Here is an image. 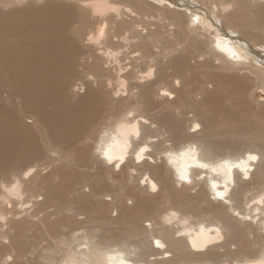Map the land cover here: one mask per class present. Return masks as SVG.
Segmentation results:
<instances>
[{"label": "bare ground", "instance_id": "6f19581e", "mask_svg": "<svg viewBox=\"0 0 264 264\" xmlns=\"http://www.w3.org/2000/svg\"><path fill=\"white\" fill-rule=\"evenodd\" d=\"M189 1L0 0V175L10 177L0 182V264H14L21 252L13 246L20 229H51L61 219L65 233L45 264L264 261V114L250 136L245 122L234 139L209 135L215 115L241 110L236 95L264 109L246 82L264 91V0ZM190 8L225 38L216 42ZM77 18L83 27L75 37ZM86 68L94 74L77 80ZM197 69L207 70L206 80L182 95ZM104 101L115 117L101 128ZM132 122L140 135L129 137L123 162L108 164L96 147L121 139V126ZM91 127L95 138L85 140ZM39 132L54 150L49 162L84 169L94 181L83 186L57 168L41 186ZM67 192L73 198L64 201ZM88 212L93 222L128 223L130 241L76 229Z\"/></svg>", "mask_w": 264, "mask_h": 264}, {"label": "rangeland", "instance_id": "374dc122", "mask_svg": "<svg viewBox=\"0 0 264 264\" xmlns=\"http://www.w3.org/2000/svg\"><path fill=\"white\" fill-rule=\"evenodd\" d=\"M187 1L190 2L189 0ZM194 6H196V4ZM188 11L191 12L195 17H197V19L200 18L204 21L202 22L205 28L206 29L208 28L207 30L211 32L210 33L211 37L214 38L216 42L218 41L220 42L222 40V37L225 38V36H223L221 32L216 31L218 29H214V28L210 29L208 27L209 25L206 26V24H209V23L207 22V19L203 18L204 17L202 15L203 13L200 12V10L195 9V8H190ZM200 14L202 16H200ZM82 23H83L82 18L75 19V23L73 25L74 28L72 29L73 36L76 37L77 33L79 34L81 33V29L83 27ZM235 46L234 48L236 51H238L237 53L242 55L243 61L245 59L248 60L247 54H245L243 50H240L239 48H237L238 47L237 45ZM229 58L231 60L230 56ZM78 72L79 73H78L77 80L85 78V76H87V74L89 73L94 74L93 70H91L90 68H86L82 71L79 70ZM206 74H207V70L197 69L191 75H189L187 84H186V91H184L182 95H185L191 89L197 88L200 85H202V83L206 80ZM246 82L249 85L248 87L251 88V91H254V92L256 91L257 94L259 93L258 95L254 96V100H255L254 103L260 102V103H263V106H264L263 89L259 88L260 86H255L254 81L251 82L249 80ZM241 98L242 96L240 95L235 96V101L237 102L236 104H238L239 102L242 103L241 105H239L240 103L238 104L241 110L240 111L238 110L235 113V116H233L232 113H228L224 116H221L219 114L215 115L214 117L215 125L212 128V130H210L209 132L211 140L221 141L223 139H229V140L234 139V135H235L234 129L242 127L244 122H245L244 130L242 132H245L246 136H250L254 133H257L254 127L252 126V123L257 118V116H259L258 114H261V115L264 114V109L260 107L261 105L255 106L254 104H250L248 102L244 103L247 100H245L244 96L242 98L243 101L241 100ZM104 103L105 104L102 110L100 111V116H99V118L101 119H100V122L97 124V126L100 125L101 128L106 127L107 124L115 117V109L111 105V102L104 101ZM223 104L226 109L225 113H227V110L230 108V103L227 102V100H225L223 101ZM8 108H11V106L9 105ZM17 110H22V109L19 106H17ZM25 120L26 122L31 121L28 115H25ZM224 124L229 125V127H224L223 126ZM95 132H96V127H91L89 132L85 135V140H88L89 138H95V136H93ZM97 133H98V130H97ZM246 136L242 135V136H239V138L242 139V138H245ZM38 141L41 143L43 149L45 150V156L42 157L37 162L40 168V169L38 168L39 169L38 173L42 175L41 176L42 178L40 180L41 186H45V184L47 183L46 179H44L47 176V173L57 168L58 170L62 169L63 171L68 172L70 174L72 172V175H74L72 177L81 179L83 181L82 182L83 186L90 185L94 181V178L86 174L84 169L76 168L74 170L73 168L69 166L62 167L59 164V162L57 163L49 162L48 157H53L54 150L50 149L47 141H45L43 133L41 134V132H39ZM78 145H74V147L78 148ZM1 181L4 183H8L10 182V177L7 175H0V182ZM58 181L59 179L57 177L53 178L54 185L57 184ZM35 194H37V192ZM65 197L66 199H64V201H69L73 198L69 194V192L65 194ZM111 215L113 216L115 214L112 213ZM111 215L109 214L110 217ZM91 216H93L92 212L91 213L88 212L87 219L85 220L84 224L77 226V227L75 226H72V227L73 228L75 227L76 229L84 230L86 232L96 228L98 230L97 235L101 236L102 238L114 239L116 241L118 240L130 241L131 229H130V225L126 223L125 221H119L117 223H108L107 221L102 222L99 220V221L93 222L91 221ZM94 217L96 218L97 215H95ZM65 224H66L65 219L64 220L61 219V220L56 221L54 224L50 225L49 228L51 229H46L44 227H37L32 224L27 225L24 228L20 229L18 232V236L14 238L13 246L21 247L22 250L21 252L17 254L18 256L15 257L14 264H45L47 262V259L52 255V252L55 253V251L57 250V247L55 244V242L57 241L56 238L60 237L62 234L65 233V230H64L65 228L61 230V228L59 227ZM4 252H6V250ZM186 264H222V263L187 262ZM223 264H235V263L231 261V262L223 263Z\"/></svg>", "mask_w": 264, "mask_h": 264}, {"label": "clouds", "instance_id": "9594fccd", "mask_svg": "<svg viewBox=\"0 0 264 264\" xmlns=\"http://www.w3.org/2000/svg\"><path fill=\"white\" fill-rule=\"evenodd\" d=\"M131 115L132 113H129L130 117ZM121 127L126 129L120 133L121 139H117L116 136H113L111 137V142L106 146L98 145L95 149V152L101 157V159L105 160L108 164H111L113 160H120L123 162L130 147L129 137H138L140 135L136 122H132L127 126L122 125ZM145 151L146 148L140 149L141 154ZM4 219V217L0 216V221H3ZM119 264H124V261L120 260Z\"/></svg>", "mask_w": 264, "mask_h": 264}, {"label": "snow or ice", "instance_id": "6c2138e0", "mask_svg": "<svg viewBox=\"0 0 264 264\" xmlns=\"http://www.w3.org/2000/svg\"><path fill=\"white\" fill-rule=\"evenodd\" d=\"M27 2H28V0H12V3H13V4H25V3H27ZM114 10H115V9H113V11H114ZM103 35H104V32H103V30H101V32H100V36H103ZM89 40H92V37H89ZM151 75H152L151 72H149V73L147 74L148 77H151ZM177 83H179V81H177ZM117 95H119V93H117ZM163 95L167 96L168 93L165 92V93H163ZM145 123H147V121H145ZM193 130H195V129H193ZM137 158H138V159H141V158H142V154H141L140 152L137 154ZM248 159H249V160H256L257 157L254 156V155H250V156L248 157ZM121 162H122V161H121ZM118 166H119V165H117V167H118ZM199 166H200V167H206V165H203V164H201V165H199ZM245 172H246V169H245ZM179 179H180L181 181H187V180H188V175H187L186 171H181V172H180ZM213 187H215V186H213ZM151 190H152L153 192H156V191H157V185H156L155 183H152V184H151ZM218 196H219V199H220V200H224V195H223V194H219V193H218ZM129 203H131V201H129ZM155 243H156V247H157V248H163V247H164V245H162V244L160 243L159 240H157ZM192 247H193V249L199 250V247H200V246L197 244L196 241H193V242H192ZM260 264H264V261H261Z\"/></svg>", "mask_w": 264, "mask_h": 264}]
</instances>
